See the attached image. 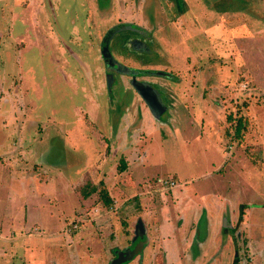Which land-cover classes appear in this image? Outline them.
Here are the masks:
<instances>
[{"label": "rangeland", "instance_id": "obj_1", "mask_svg": "<svg viewBox=\"0 0 264 264\" xmlns=\"http://www.w3.org/2000/svg\"><path fill=\"white\" fill-rule=\"evenodd\" d=\"M101 1L104 20L89 18L86 0H0V163L25 175L21 191L0 165V215L24 213L44 242L81 251L83 264H109L143 218L151 246L123 264H161L151 254L155 219L171 202L146 184L168 174L184 182L224 156L215 174L226 178L212 184L230 201L220 213L232 226L226 261L264 264V0H122L113 15ZM147 119L153 131L143 130ZM105 151L107 179L120 155L129 161L112 191L118 198L123 188L125 201L86 218L98 193L83 195L107 191L95 174ZM204 180L187 187H208ZM238 204L247 205L240 220ZM77 219L62 241L61 227ZM73 258L63 264H79Z\"/></svg>", "mask_w": 264, "mask_h": 264}, {"label": "crops", "instance_id": "obj_2", "mask_svg": "<svg viewBox=\"0 0 264 264\" xmlns=\"http://www.w3.org/2000/svg\"><path fill=\"white\" fill-rule=\"evenodd\" d=\"M86 2L88 3L89 13L91 14L90 15L88 13L89 18L95 20H104V16L108 12L104 13L105 7H103L102 5L103 2L101 0H86ZM104 2L107 5L106 8L110 10L112 15L115 13H119V4H121L122 0H104ZM124 2H126V0H124ZM114 5H116V12L114 10L115 8ZM208 14L211 17L213 13L209 11ZM215 16L216 15H213V17L211 18L216 19ZM228 16H231V14H227L226 16H222V17L226 18ZM219 17H217L218 21L214 24V26L219 24L220 22ZM215 50L216 49L214 48L213 51ZM166 113L167 112H164L162 116L165 115ZM251 115H253L255 119V123L258 124L259 121L258 118L260 115L256 111H253ZM149 128H152L153 131L154 125L151 122H148L147 119V121H144L143 130H148ZM202 133L199 130V135L196 136L198 140H201L203 138H205L206 140L209 138V137L207 138L205 135H202ZM212 140L213 139L209 138L210 142H212ZM214 142H215V149L217 150L219 156H221L222 153L220 150V145H219L220 143L218 141H214ZM3 147L4 146H0V148ZM116 154L118 155V151H115L113 156L116 157ZM106 159H107V155L105 151V154L100 160L101 162H98V165L101 163V166L99 169H97V172L95 171V174L102 175L100 181L103 180V182L106 183L107 191L105 192V190H99V191L95 190V192L90 194V196H92L97 192L98 201L96 202V207L90 210L91 212H87L86 215L83 214L84 216H87L86 218L92 216V218L96 219V218H100V216L109 215L108 209L111 210L113 208L118 209V207L124 204L125 199L121 200V197L125 195V193L122 192L123 188L120 189L117 188V191L119 189V192L121 193L120 197L117 198V195L112 194L113 187L116 186V184L118 187L120 186L119 183H116L114 177L116 176V172L118 171L121 164L114 165V168L111 170L112 176L109 177L110 179H107L106 177H104L105 175H103V170L108 165V161H106ZM119 160L120 163L122 162L124 163V170L121 173L120 172L118 173L120 174L124 173L123 176L128 175L129 161L127 159H124L123 155L119 156ZM135 162L136 161H134L133 163L135 164ZM208 164L209 165L207 166L209 170H207L206 173L200 174L196 177H191L189 178V180H186L184 182H180L179 181L180 179L177 176L171 174L164 176H154L151 178L152 180L155 177L171 176L178 183V186L173 190L164 191L162 193L153 192L154 194L158 195L161 199H165V200L169 199V201L171 202V207L165 205L159 208V217L155 219L159 222L157 228V237H156L158 242V250L155 252H151V254H152V258L154 259L159 258L161 260V264H233L235 262V259H237L235 254L234 259H231V261L228 262L226 261V260H230L229 251L232 245L231 242L232 226L228 223L227 218L223 219V217L220 216V213L223 212L224 207L227 208V205L230 201L224 192L221 191L222 194L215 193L216 188L218 186L216 182L215 184H212L213 180H217L222 184V181H224V178H226L225 174L223 176L222 175L219 176L218 174H215V171L219 169L221 166L224 167L225 169L226 166L225 157L224 156L221 157L220 162H218L216 166L210 162H208ZM0 165L2 166V169L7 173L6 174L7 176L5 177V181L13 185L16 184L17 187L19 186V189L23 191V187L25 183V179H24L25 175H23L22 172L17 173L16 171L10 173L9 171L6 170L5 165L1 163ZM99 171L101 173H99ZM194 179L195 180L205 179L204 182H200L199 184L208 181L209 186L202 188L201 187L202 185L196 187L190 185L189 187H187L186 182L190 181L189 183H191V180ZM89 180L91 182V179ZM84 184L87 185L86 182ZM230 187L231 186H229V188ZM206 188H209L210 190L208 191L206 190ZM146 189H147V193H151L148 191V188ZM107 192L108 195L106 196L105 194ZM89 197L85 198V196L83 195L82 197L83 201H88L87 199ZM139 199L142 198L140 197ZM147 199L148 198H145L144 200L145 202L141 204L140 207L146 204ZM240 205H244V204H238L237 205L238 209ZM95 210H97L96 213ZM101 211H105V212H101ZM151 213L152 210L148 213L143 212L142 216L147 215L148 219H150ZM6 215H7L6 217H4V215H0V264H15L18 262L20 264H63V262L66 259L68 260H71V258L75 259L73 258L75 257V254L79 258L76 259L78 260L77 262H79V264H83L81 260L85 259V257L81 254L82 253L81 251L73 252V251H69L68 249L66 250L64 247H62L63 246L62 242L58 244L54 242L52 243L44 242L43 239L40 238L42 235L40 233L39 234L37 233L36 230L37 227L35 225H33L31 228L29 227L30 224L28 225L26 220L27 217L24 213L8 212ZM238 215H239V211H238ZM142 219L138 218L137 222L139 220L142 222L143 228L146 232L147 243L143 249L148 250L149 247L151 246V242L147 235L148 229L145 225V222ZM135 226L133 227L134 230H133V239L131 241L132 244L134 240ZM33 229L34 231H32ZM64 229L65 228L62 227L60 229V234H62L61 237L63 238L62 241L63 240L71 241L72 235L79 230L78 229L70 234H65ZM25 230L32 231L33 233L27 235L23 234L25 233ZM222 232H224L225 235L222 234ZM82 233L80 232V234H78L79 237L74 236L75 237L74 240L77 239L81 240L83 235ZM51 235L54 234H50V236ZM84 239L86 240V238ZM115 250L116 251H120V250L118 249L112 250L111 254L116 258V255L113 252ZM40 251H42L41 260H40ZM84 254L86 253L84 252ZM46 255L49 256L50 258L49 260L45 258ZM218 255H220L223 262L217 260ZM7 256H9L8 257L9 259L7 258ZM112 261H113V257L112 260L109 262V264Z\"/></svg>", "mask_w": 264, "mask_h": 264}, {"label": "built area", "instance_id": "obj_3", "mask_svg": "<svg viewBox=\"0 0 264 264\" xmlns=\"http://www.w3.org/2000/svg\"><path fill=\"white\" fill-rule=\"evenodd\" d=\"M248 88V84L247 83H241V90L243 91H247ZM178 186L177 181H175V179L171 176H166V177H155L153 178L149 184L147 185L148 191L149 192H154V193H162L164 191H169V190H173ZM97 212V210H95V213ZM80 219H77L75 221L70 222L66 229L64 230L65 234H70L76 230L79 229V223H80Z\"/></svg>", "mask_w": 264, "mask_h": 264}, {"label": "water", "instance_id": "obj_4", "mask_svg": "<svg viewBox=\"0 0 264 264\" xmlns=\"http://www.w3.org/2000/svg\"><path fill=\"white\" fill-rule=\"evenodd\" d=\"M107 49L103 51V57L106 58L108 55ZM110 65V64H108ZM139 240L132 249H126L124 251H115L116 258L110 264H123L131 260L135 255L142 251L147 243L146 232L143 228L142 222L139 220L135 226L134 240Z\"/></svg>", "mask_w": 264, "mask_h": 264}, {"label": "trees", "instance_id": "obj_5", "mask_svg": "<svg viewBox=\"0 0 264 264\" xmlns=\"http://www.w3.org/2000/svg\"><path fill=\"white\" fill-rule=\"evenodd\" d=\"M120 164H121V165H120L118 171L121 173V172L124 170V163L122 162V163H120ZM93 192H95V189H92L91 191H87V193L84 195L85 198L89 197L90 194H92ZM107 204H108V203H107ZM246 208H247V205H240V206H239V220H240V218H242V216H243V212H244V210H245ZM238 262H239V260H238V258H237V259H235V262H234L233 264H238Z\"/></svg>", "mask_w": 264, "mask_h": 264}, {"label": "flooded vegetation", "instance_id": "obj_6", "mask_svg": "<svg viewBox=\"0 0 264 264\" xmlns=\"http://www.w3.org/2000/svg\"><path fill=\"white\" fill-rule=\"evenodd\" d=\"M111 33H112V31H111ZM114 69H115V68H112V70H114ZM115 70H116V69H115ZM118 71H119V70H118ZM138 241H139L138 239L135 240V241L133 242L132 246L129 247V249H132ZM114 258H115V256H113V260H115Z\"/></svg>", "mask_w": 264, "mask_h": 264}]
</instances>
